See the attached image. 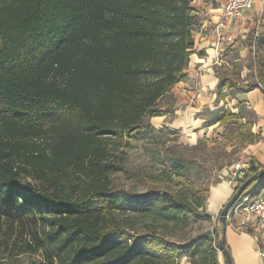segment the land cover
<instances>
[{
  "label": "trees",
  "instance_id": "obj_1",
  "mask_svg": "<svg viewBox=\"0 0 264 264\" xmlns=\"http://www.w3.org/2000/svg\"><path fill=\"white\" fill-rule=\"evenodd\" d=\"M193 1L0 0V264H219L220 215L182 243L151 228L138 234L128 223L138 220L116 214L167 218L205 207L209 188L193 200L162 189L121 194L112 178L116 152L153 129L144 118L163 114L161 99L188 78L200 22ZM254 61L262 83L263 47ZM255 85L221 76L218 98ZM207 112L209 124L225 127L242 118L224 107ZM243 128L249 123L231 138H259ZM250 163L245 179L264 167ZM38 254L44 259H28Z\"/></svg>",
  "mask_w": 264,
  "mask_h": 264
},
{
  "label": "crops",
  "instance_id": "obj_2",
  "mask_svg": "<svg viewBox=\"0 0 264 264\" xmlns=\"http://www.w3.org/2000/svg\"><path fill=\"white\" fill-rule=\"evenodd\" d=\"M253 1L251 10L225 27L219 26L224 0H194L192 2L193 13L199 17L200 22L194 29L195 45L186 68L188 78L178 82L168 92L176 100L175 104L171 102L175 114L169 124L172 128L184 129V131L197 129L200 135L201 131L204 133L207 130L222 133L227 126L219 122L209 124L207 111L233 104L231 111L242 114V118L236 125L239 127L246 122L250 125V129L241 130L243 134L252 133L259 136L253 141L247 138L243 140L245 141L242 147L243 157L254 161V164H264V82L262 81V84L259 81L258 75L261 76V73L254 61L255 46H257L259 37L264 34V0ZM250 55L252 56L251 61L243 64ZM252 68L255 79L250 81H256L255 86L250 89H234L227 94L225 99L218 98L221 76L233 78L232 75L236 72L238 76L240 74L242 80L233 79L239 85H244L249 82L246 77H248L249 69ZM177 101H179L178 104ZM155 117L158 118V116ZM231 165L224 166L222 173H225ZM233 193L234 187L220 179L210 189L205 207L206 214L211 218H217ZM262 194H264V179L253 196ZM234 218L238 216L235 215ZM215 220L214 218L213 226ZM245 229L244 231L237 230L231 224V220H227L224 235L234 263L264 264V259L260 257L256 248L254 231L249 228ZM218 262L227 264L222 249L218 250ZM179 264H191V262L184 257Z\"/></svg>",
  "mask_w": 264,
  "mask_h": 264
},
{
  "label": "rangeland",
  "instance_id": "obj_3",
  "mask_svg": "<svg viewBox=\"0 0 264 264\" xmlns=\"http://www.w3.org/2000/svg\"><path fill=\"white\" fill-rule=\"evenodd\" d=\"M252 50L253 47L251 54ZM251 57L250 55L243 64L250 62ZM232 77L242 80L240 74L238 76L236 72ZM246 78L248 81L255 79L253 68L249 69ZM180 96L182 97L181 94ZM171 102L173 104L176 102L172 94L162 98L159 104L163 114L156 115L158 118L148 114L143 120L148 126L152 125L153 129L135 132L134 138L129 139L126 145L116 152L114 159L121 169L113 172L112 178L114 189L118 193H143L151 189L155 191L162 189L193 200V192L196 189L209 188L210 190L220 181L224 166L231 165L243 157L244 139L231 138L233 130L238 127L235 122H231L233 124L230 123L222 133L207 130L204 133L201 131L200 135L197 129L190 131L175 129L169 124L175 114ZM182 105H184L183 102ZM232 106L233 104H230L224 108L231 110ZM175 164L184 166L183 176L174 174ZM205 207L190 208L189 211L182 209L172 212L167 218L156 216V220L140 219L136 217L135 211L119 210L116 214L121 220L127 217L134 221L138 220L139 222H128L138 234H146L151 228L160 231L170 239L185 243L213 228L216 217L208 218ZM172 217L176 219L170 220L169 218ZM28 259L42 260L44 257L38 254Z\"/></svg>",
  "mask_w": 264,
  "mask_h": 264
},
{
  "label": "built area",
  "instance_id": "obj_4",
  "mask_svg": "<svg viewBox=\"0 0 264 264\" xmlns=\"http://www.w3.org/2000/svg\"><path fill=\"white\" fill-rule=\"evenodd\" d=\"M253 0H224L222 17L219 26L225 27L234 20L242 17L252 9ZM251 166L247 158H239L229 169L220 176L230 186L236 187L248 175V168ZM235 215L238 218H234ZM231 220L234 228L240 231L249 228L254 231L256 248L262 259H264V194L260 196H245L237 201L228 212L227 220Z\"/></svg>",
  "mask_w": 264,
  "mask_h": 264
},
{
  "label": "water",
  "instance_id": "obj_5",
  "mask_svg": "<svg viewBox=\"0 0 264 264\" xmlns=\"http://www.w3.org/2000/svg\"><path fill=\"white\" fill-rule=\"evenodd\" d=\"M257 46L262 48L264 47V34L261 35L257 41ZM257 176H264V167L261 168L259 171H257L256 173L252 174L251 176H249L247 179H245L236 189L235 193L231 196V198L225 203V205L223 206V208L221 209L220 212V216H219V220L221 222L222 225L227 226V216H228V212L230 211V209L235 205V203L238 201V199L241 197V195L243 194V192L245 191V189L254 181V179ZM220 247L225 255L226 261L228 264H235L232 258V254L230 253V251L227 249L226 244H225V235L223 236V238L220 241Z\"/></svg>",
  "mask_w": 264,
  "mask_h": 264
}]
</instances>
